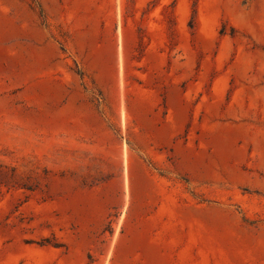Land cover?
<instances>
[{
	"label": "rangeland",
	"instance_id": "1",
	"mask_svg": "<svg viewBox=\"0 0 264 264\" xmlns=\"http://www.w3.org/2000/svg\"><path fill=\"white\" fill-rule=\"evenodd\" d=\"M0 264H264V0H0Z\"/></svg>",
	"mask_w": 264,
	"mask_h": 264
}]
</instances>
